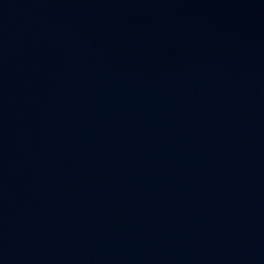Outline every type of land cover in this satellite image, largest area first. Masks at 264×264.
Listing matches in <instances>:
<instances>
[{"label":"water","instance_id":"water-1","mask_svg":"<svg viewBox=\"0 0 264 264\" xmlns=\"http://www.w3.org/2000/svg\"><path fill=\"white\" fill-rule=\"evenodd\" d=\"M0 264H264V0H0Z\"/></svg>","mask_w":264,"mask_h":264}]
</instances>
